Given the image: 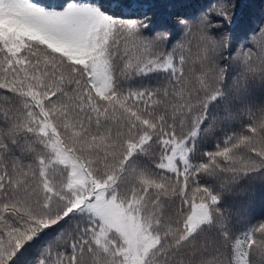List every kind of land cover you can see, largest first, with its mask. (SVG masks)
Listing matches in <instances>:
<instances>
[{"label":"trees","instance_id":"1","mask_svg":"<svg viewBox=\"0 0 264 264\" xmlns=\"http://www.w3.org/2000/svg\"><path fill=\"white\" fill-rule=\"evenodd\" d=\"M27 1L97 15L79 56L0 0V264H124L76 204L99 187L156 237L140 264H264V0Z\"/></svg>","mask_w":264,"mask_h":264},{"label":"rangeland","instance_id":"2","mask_svg":"<svg viewBox=\"0 0 264 264\" xmlns=\"http://www.w3.org/2000/svg\"><path fill=\"white\" fill-rule=\"evenodd\" d=\"M10 3L18 8L17 25H21L22 33L35 32L38 35H45L53 45L67 48L73 53L77 52L79 56L82 55L81 46L87 44L86 28L94 22L97 15L93 7L69 4L61 9H53L37 6L27 0H10ZM27 22L34 24V27H28ZM86 51L91 52L88 48ZM92 78L100 90L105 88L107 73L100 60H96L93 64ZM186 151L187 148L182 142H174L164 166L170 169L176 168L177 158L184 162ZM64 158L71 160L74 164L76 180L84 181L86 177L76 161L68 156ZM86 198H79L76 204H84L126 237L128 245L123 251L124 264H140L147 249L155 243L156 237L145 230L140 219L130 213L121 202L108 197L103 187L96 189L94 198ZM207 218L205 203H195L188 218V225L194 228Z\"/></svg>","mask_w":264,"mask_h":264}]
</instances>
